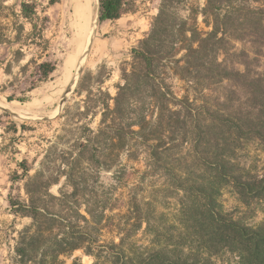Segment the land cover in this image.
<instances>
[{"label": "trees", "instance_id": "16d2710c", "mask_svg": "<svg viewBox=\"0 0 264 264\" xmlns=\"http://www.w3.org/2000/svg\"><path fill=\"white\" fill-rule=\"evenodd\" d=\"M47 1L52 6L60 0ZM176 3L161 0L143 42L145 48L133 50L143 64L140 77L150 90L156 120L137 115L130 122L133 112L118 99L112 106L110 94L101 89L97 131L93 121L82 123L87 112L79 113L77 123L67 106L61 117L65 119L63 131L76 136L74 144L58 153L54 167L48 166L50 159L45 155L35 176L30 175L28 161L19 164L23 174L16 181L24 180L28 198L21 201L10 196L9 201L15 215L30 218L32 223L20 232L15 264H67L66 259L79 250L93 257V264H227L216 260L226 253L236 255L237 264H264V232L234 219L221 203L224 189L231 184L246 198L264 194V178L252 175L239 163L247 141L258 140L264 146V75L257 70L264 57V0H206L201 14L211 27L207 32L199 30L197 20L177 23ZM137 4L138 0H100L99 22L136 13ZM0 9V13L10 11L0 20V44L9 40L6 33L14 19L16 25L23 18L33 31L38 28L37 0H21L19 13L4 4ZM152 43L166 48L154 50ZM237 43L250 48L239 50ZM180 51L184 54L176 60ZM164 60L171 62L195 92L212 91L211 86L225 81L233 88L223 102L214 98L210 104L208 94L200 105L190 96L178 98L159 80L157 66ZM38 70L43 81L56 68L43 62ZM79 88L80 92L86 90L83 81ZM169 137L177 143L174 149L165 148ZM139 146L147 149V166L167 178L168 188L180 196V213L170 224L160 219L156 226L152 203L142 206L137 201L122 220L115 213L118 200L102 185L101 199L87 198L86 165L95 163L86 162L84 155L95 150L94 156L101 157V172H114L120 181L124 179L118 176L122 156L138 161L139 150L131 152L129 147ZM62 178L66 185L56 196L50 189ZM144 224L146 233L154 235L150 244L136 239ZM72 264L84 263L76 258Z\"/></svg>", "mask_w": 264, "mask_h": 264}, {"label": "rangeland", "instance_id": "374dc122", "mask_svg": "<svg viewBox=\"0 0 264 264\" xmlns=\"http://www.w3.org/2000/svg\"><path fill=\"white\" fill-rule=\"evenodd\" d=\"M20 1L0 0V4L13 7L19 13ZM37 1L39 10L35 23L38 28L33 31L32 24L23 18L16 25L15 19L11 18V30L6 33L9 40L0 44V264H15V248L20 232L32 223L30 218L15 215L9 201L10 196L21 201L28 198L24 180L16 181L23 174L19 164L28 161L30 175L35 176L42 168L45 155L48 154L50 159L48 166L54 167L58 153L68 150L76 140L75 135H67L63 131L65 119L61 117L67 106L77 123L81 120L79 113L87 112V118H83L82 123L93 121L92 128L97 131L101 123L102 89L110 94L112 106L118 99L133 112L134 119L130 122L136 120L137 115H147L148 120L152 121L157 118L156 108L150 100V90L140 77L143 64L135 57L133 50L145 48L143 42L158 14L161 0H138L136 13H126L119 20L104 23L99 22V17L96 19L95 6L89 8L82 4L85 0H60L52 6L47 0ZM176 2L177 23L188 20L192 24L197 20L199 30H211L201 14L206 0ZM8 14L10 11L0 13V20ZM20 26L24 29L19 30ZM150 46L160 51L166 48L164 44L157 43ZM176 46L180 47L181 43ZM236 48L249 49L250 46L237 43ZM183 54V51L176 52L175 59H181ZM43 62L51 63L56 70L49 79L41 81L38 66ZM257 70L264 75V57L260 58ZM157 71L159 80L176 97L190 96L196 105H200L207 94L210 104L214 98L223 102L233 88L231 83L225 81L211 86L212 91L202 94L195 92L191 84L177 75L169 60L160 62ZM81 81L86 89L82 92L79 90ZM166 141L168 144L165 148H175L177 143L171 142L170 137ZM129 148L131 152L139 150L140 158L131 161L127 154L122 156L118 176L124 179L120 181L115 179L114 172H101V157L94 156L95 150L84 155L86 162L95 163V166L86 165L87 198L101 199L102 185L105 192H110L118 200L119 210L115 213L121 214L122 220L126 219L135 204L143 206L152 203L150 208L154 212L153 222L156 226L160 219L172 223L180 213V196L168 188L167 178L154 174L147 166V149L140 146L139 149ZM239 156L242 167L252 175L264 178V146L261 142L247 141ZM65 185L66 179L62 178L59 185L52 186L50 192L59 196ZM223 193L221 203L226 212L242 224L264 232L263 193L256 198H246L234 184L226 187ZM132 211L133 217L137 216V211ZM146 227L144 224L136 239L150 244L154 235L146 233ZM106 235V238L110 237V234ZM76 258H80L84 264L94 262L93 257L79 250L66 259L67 264H72ZM216 260L219 263L237 264L239 258L226 253L216 257Z\"/></svg>", "mask_w": 264, "mask_h": 264}, {"label": "bare ground", "instance_id": "6f19581e", "mask_svg": "<svg viewBox=\"0 0 264 264\" xmlns=\"http://www.w3.org/2000/svg\"><path fill=\"white\" fill-rule=\"evenodd\" d=\"M86 7L93 8L94 6L96 7V19L99 17V10H100V0H85L83 3ZM82 26V25H81ZM17 114H20L18 111L16 112Z\"/></svg>", "mask_w": 264, "mask_h": 264}]
</instances>
